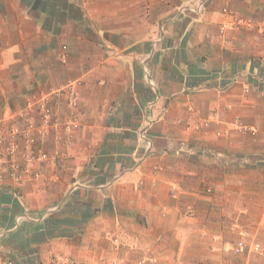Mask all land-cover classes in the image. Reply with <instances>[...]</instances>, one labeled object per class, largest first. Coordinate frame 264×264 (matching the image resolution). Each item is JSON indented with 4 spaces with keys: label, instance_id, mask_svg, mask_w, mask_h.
Here are the masks:
<instances>
[{
    "label": "crops",
    "instance_id": "0c3cea01",
    "mask_svg": "<svg viewBox=\"0 0 264 264\" xmlns=\"http://www.w3.org/2000/svg\"><path fill=\"white\" fill-rule=\"evenodd\" d=\"M226 1L155 34L139 19L102 20L96 0H0V112L44 84L75 90L81 126L54 191L0 186V258L94 264L119 241L125 264H185L210 209L261 189L264 0H233L252 15L247 30L229 24ZM242 156L255 178L240 185Z\"/></svg>",
    "mask_w": 264,
    "mask_h": 264
},
{
    "label": "rangeland",
    "instance_id": "374dc122",
    "mask_svg": "<svg viewBox=\"0 0 264 264\" xmlns=\"http://www.w3.org/2000/svg\"><path fill=\"white\" fill-rule=\"evenodd\" d=\"M139 1V9H130L129 7L131 4H136V0H96L94 4L98 14L105 12V6H108L107 12L110 15L107 17L103 16L102 20L107 19L114 23L122 22L128 18L139 19L145 25L143 28L151 31L155 30L154 33L157 34L166 26L165 22L176 19L181 15L192 14L194 11L197 14L200 12L204 13L212 2V0ZM221 4L223 5L220 8H224V13L227 14L229 24L233 28H244V30H247V28L251 27V22L253 21L252 15L232 10L231 8H234L233 0H227L226 3L223 2ZM120 6L125 9H120ZM245 9H247V6ZM233 28H229V30ZM219 30L221 31V28ZM0 48L2 47L0 46ZM22 94L23 96L20 98L21 100L17 106L46 105L51 107L57 114V108L64 105L65 109L67 108V113H65V118H63L64 114L58 108L59 112L54 122L53 119H50L48 124L47 129L52 130V132L47 134V141L40 144L39 150L28 148L27 143H24L25 140L27 142L24 134L22 140L15 138L16 136H20V133L17 135L10 134V132H13L11 130V122H13L10 109L11 104H9V99H5V104L2 105V112H0V186H5L6 189L18 194V196H22L24 190H27L28 187L31 189L35 186H39L38 188L45 187L54 191L57 185L61 183V177L55 173L57 170H62L66 164L65 156L68 143H72L71 135L79 132L81 129L78 112L74 113L71 107H69L73 103L80 104L79 96L75 100L77 95L72 93L71 90L62 89L61 87H47L44 84H39ZM2 98L4 99L5 97ZM2 98H0L1 101ZM68 116L72 118L67 122ZM58 117H60L59 121L57 120ZM81 123H83V120ZM69 124L70 127L67 128ZM244 132H246V135L249 133L261 134V130L246 129ZM38 134L41 135L39 131ZM28 137L34 138L32 134L28 135ZM48 146L49 148H53V150L49 149ZM40 153H46L49 155V158H33V156H38ZM256 163L255 167L257 169H264V162ZM248 164L253 166L252 162L245 161V156H242L240 185L242 183H250L255 178L250 169L246 168ZM45 172H53L54 174L47 175ZM255 179L258 183L257 185L260 184L261 189L240 192L236 194L234 203L227 207L209 210L208 215L210 216L208 217V222L210 224V233L204 235V237L193 236L187 244L189 245L188 250L185 251L187 257L185 260H183L182 255L179 257L181 262L185 264H264V174L257 176ZM73 180L75 181V179ZM73 180L69 181V178L66 177V181L71 183V185L74 183ZM53 195L60 194L54 192L48 193L46 196L50 197ZM13 213H19L18 206L13 208ZM54 222L51 225L56 226ZM39 236L42 237L41 234H38ZM240 240H245L248 244L247 251L241 255L236 254L234 251L236 243ZM255 244H259L258 250L254 249L253 246ZM113 246V256L111 258L99 259L94 264H125V261L120 258V254L122 248H127V244L114 241ZM156 263L157 261L152 259L151 264ZM67 264H74V260L68 261ZM129 264L144 263L142 260H135Z\"/></svg>",
    "mask_w": 264,
    "mask_h": 264
},
{
    "label": "flooded vegetation",
    "instance_id": "af4514ba",
    "mask_svg": "<svg viewBox=\"0 0 264 264\" xmlns=\"http://www.w3.org/2000/svg\"><path fill=\"white\" fill-rule=\"evenodd\" d=\"M59 108V107H58ZM57 108V114L55 111L52 110L51 107L45 106V107H40L36 105H29V106H12L11 107V112H12V119L13 122H11L12 127L17 126L18 133L21 135L18 136L19 140H22V136L24 134V137H27V135L32 134L33 135V141L35 142L34 146L30 145V148H35L39 150L40 144L45 143L47 141V134L52 132V130L47 129V121L46 123L44 122V118H50L53 119V122L55 120V117L58 115V110ZM48 109V111H47ZM46 112V113H44ZM47 112L50 114L48 115ZM60 117L57 118L59 121ZM13 130V128H12ZM38 131L41 135L38 134ZM15 132L13 131L10 132L11 135H13ZM44 135V137H42ZM17 138V136H16ZM39 138V139H38ZM42 141V142H41ZM24 143H27L26 140ZM55 158L54 156H51ZM36 159H42L40 156H36ZM45 158L48 159L49 155H45Z\"/></svg>",
    "mask_w": 264,
    "mask_h": 264
},
{
    "label": "built area",
    "instance_id": "2783aa9c",
    "mask_svg": "<svg viewBox=\"0 0 264 264\" xmlns=\"http://www.w3.org/2000/svg\"><path fill=\"white\" fill-rule=\"evenodd\" d=\"M71 90V89H70ZM71 92L72 93H74L75 95H77V97H76V99L75 100H77L78 99V94L75 92V90L73 91V90H71ZM46 105H43V106H40V107H45ZM70 106H72V107H75V106H77V104H71ZM47 107V106H46ZM47 111H48V109H47ZM44 113H46V112H44ZM47 114L49 115L50 113L49 112H47ZM44 122L46 123V121H47V127H48V124H49V122H50V118H44ZM72 123H74V121H72ZM70 127V124L67 126V128H69ZM13 128V130L12 131H14L15 133L13 134V135H17L18 134V129L19 128H17V126H14V127H12ZM66 128V129H67ZM13 133V132H12ZM28 136V135H27ZM16 138V137H15ZM18 138V137H17ZM26 139H27V146H28V148H30V145H33L35 142L33 141V138H31V137H26ZM32 143V144H31ZM26 146V147H27ZM45 155H46V153H40L38 156H40V157H42V159H46L45 158ZM36 156H33V158L34 159H36L35 158ZM254 249H256V250H258L259 249V244H255L254 246ZM247 249H248V244H247V242L245 241V240H240V241H238L237 243H236V245H235V247H234V251H235V253L236 254H239V255H241V254H244L246 251H247ZM0 264H16L15 263V261L12 259V258H10V257H2V258H0Z\"/></svg>",
    "mask_w": 264,
    "mask_h": 264
}]
</instances>
